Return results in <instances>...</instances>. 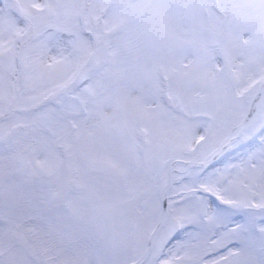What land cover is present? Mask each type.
I'll list each match as a JSON object with an SVG mask.
<instances>
[{"label":"snow or ice","instance_id":"1","mask_svg":"<svg viewBox=\"0 0 264 264\" xmlns=\"http://www.w3.org/2000/svg\"><path fill=\"white\" fill-rule=\"evenodd\" d=\"M0 264H264V0H0Z\"/></svg>","mask_w":264,"mask_h":264}]
</instances>
